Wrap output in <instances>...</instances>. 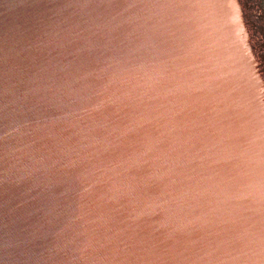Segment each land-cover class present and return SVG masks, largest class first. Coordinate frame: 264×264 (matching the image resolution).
I'll return each instance as SVG.
<instances>
[{
    "label": "water",
    "instance_id": "water-1",
    "mask_svg": "<svg viewBox=\"0 0 264 264\" xmlns=\"http://www.w3.org/2000/svg\"><path fill=\"white\" fill-rule=\"evenodd\" d=\"M0 264H264V0H0Z\"/></svg>",
    "mask_w": 264,
    "mask_h": 264
}]
</instances>
